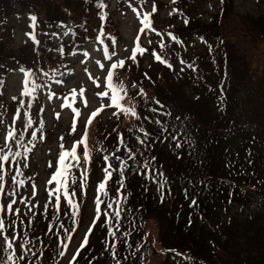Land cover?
Returning <instances> with one entry per match:
<instances>
[{"label":"rangeland","instance_id":"374dc122","mask_svg":"<svg viewBox=\"0 0 264 264\" xmlns=\"http://www.w3.org/2000/svg\"><path fill=\"white\" fill-rule=\"evenodd\" d=\"M6 1L0 0V18ZM172 2L32 0L33 9H22L19 2L14 3V7H18H13V13L7 15V24L0 20V44H4L3 49L0 46V118L4 121L0 124V146L5 144L19 100L26 103L16 127L23 129L25 111L33 119L32 128L23 130V143L32 149L26 154L27 159L24 149H17L11 142L13 151L22 153L18 158L22 175L15 172V166L12 170L6 166L5 191L17 190V185L11 182L14 175L25 183L18 188L15 197L0 194V204L5 208L0 217L6 225L15 221L4 235H15L14 249L18 254L22 251L19 245L25 240L29 243L24 251L29 248L32 251L28 252L26 260L9 264H195L185 249H195L212 264H255L258 246L263 241L256 237L262 231L259 225L264 230L261 225L264 220V207H261L264 193L261 192L264 190L260 188L264 186V0H191L188 18L184 12L174 13ZM132 8H136L141 17L150 13L151 27L156 30H145L138 43L142 25ZM32 16L37 18L34 28L30 27ZM191 17L204 19L202 33L212 40L221 37L219 44L228 48L231 62L225 63L227 71L220 77L228 94L223 95L219 90L212 95L201 90L196 92L207 86L208 79L216 80L218 73L206 59L200 60L204 69L200 73L202 78L197 84L191 81L190 75L199 73L193 66L191 47L207 58L205 50L202 51L203 43L192 44L194 28L181 25L188 23ZM175 23L182 34H189L182 59L175 55L184 52L183 49L170 48L176 44L171 36H177L170 29ZM163 29L171 36L156 34ZM170 41L172 46L168 44ZM106 47L109 53L115 51L113 61L126 60L124 68L115 70L114 81H122L128 89V96L119 103L135 108L137 115L120 112L114 116L116 108H105L88 124L91 114L102 104L109 103L106 97L97 96L98 92L106 91L103 85L111 64L105 59ZM134 47L148 50L142 55L137 51L136 62L127 59ZM153 53L172 67L157 61ZM185 59L191 69L181 63ZM97 61L104 64L105 69H101ZM232 66L237 69L232 71ZM21 68L32 71L35 75L31 79L40 85L31 108L27 107L29 97L21 95L25 86ZM145 73L150 79L145 78ZM133 82L137 84L135 89L131 88ZM46 84L64 94L65 100L62 101L61 96L50 101ZM81 88L84 95H77L73 101V90L79 93ZM140 88L146 95H136ZM14 96L18 97L16 101L12 99ZM67 106L73 107V114ZM176 108L184 120L177 122L169 118L166 110L177 112ZM199 108L206 117L204 125L196 118ZM74 120L76 131L72 132ZM86 124V143L92 162L81 191L79 176L85 166L81 145L78 148L80 165L72 169L76 183L69 188L76 192L72 198L78 206L74 222L73 210L63 196L57 211L55 196L49 195L56 185L55 182L48 184V180L56 170L60 145L70 150L74 141L81 140ZM220 126H224L223 129ZM38 129V139L28 144L31 131ZM40 135L43 140L39 139ZM121 135L123 145L118 141ZM117 147L121 149L119 152H115ZM129 150L134 159H128ZM114 152L128 164L124 169V210L118 223L111 215L105 218L103 213L108 210L107 203L116 197L119 172H113L108 195L100 196L105 203L100 204L99 213L96 211V189L104 179L102 157H112ZM111 163L118 166L114 157ZM211 172L219 176L217 183L221 186L223 182L230 193L231 184L237 183L235 195L241 204L235 203L236 200L227 204L226 195L222 198L224 203L214 201L212 193L206 191L208 181L200 179V174ZM239 182H249L252 186H239ZM32 185L36 186L35 195ZM237 187L243 188L245 193ZM199 192L202 195H198ZM13 198L17 200L13 208L20 209L18 215L6 210ZM21 199L27 203L21 204ZM45 204L50 205L47 210ZM28 208H32V212H28ZM106 219H111L112 223H107ZM247 232L254 237L244 243L242 236ZM85 237V247L80 249L76 261H72ZM65 243L67 249L63 247ZM9 251L0 250V264H6ZM61 251L65 252L64 256L59 255ZM32 252L36 253L35 257Z\"/></svg>","mask_w":264,"mask_h":264},{"label":"snow or ice","instance_id":"6c2138e0","mask_svg":"<svg viewBox=\"0 0 264 264\" xmlns=\"http://www.w3.org/2000/svg\"><path fill=\"white\" fill-rule=\"evenodd\" d=\"M175 2V0H173ZM103 6V5H101ZM131 7V5H129ZM132 11L137 14V17L140 21V24L142 27L139 29V33L137 35V43L140 40V35L145 33V30H149L152 32H155L156 30L151 27L150 24V13H144L143 16L141 17L140 12L137 11L136 8H132ZM153 11H155V5H153ZM31 25L30 27H35L36 26V21L37 18L35 16H32L31 18ZM187 23V21H185ZM157 35H160V33H156ZM103 35V33H101ZM169 36L171 34L169 33ZM173 40L176 38L174 36H171ZM33 39H35L33 37ZM151 43V41H149ZM38 43V42H37ZM114 46V43H113ZM137 51L140 52L142 55L144 52L148 51L147 49L144 48H137L134 47L131 50V55L127 58L132 60L133 62H136L137 60ZM61 53H63V49H61ZM87 55V53H85ZM116 55L115 51H112L109 53L108 48H105V59L111 61L110 67L107 68V75L105 77V84L103 87L106 88V91L103 92H98L97 96L101 98H107L109 103L107 104H102L99 109L94 111L91 114V117L89 118L88 124L91 123V118L95 117L100 111H103L105 108H116L117 111L113 112L114 116H117L118 113L122 112L124 114L130 113L133 116H136V110L135 108H127L123 107L120 101H123L125 97L128 96V89L125 87L123 82H115L114 81V72L116 69L124 68L126 65V60L121 59L118 62L113 61V57ZM154 58L159 61L160 63L165 64L167 67L171 68L172 65L168 64L166 60H164L161 56L155 55L153 53ZM183 64L184 61H181ZM97 64L101 69H105V65L101 64L99 61H97ZM191 67V66H190ZM183 71V69H181ZM20 71L24 73V90L21 93L22 96L24 97H29V100L27 101V107L31 108L32 106V101L35 99L34 93L36 90L40 87L39 84L35 83L34 80L31 78L35 75L32 71L26 70L25 68H21ZM87 71V70H86ZM193 71H195V68H193ZM45 76L48 75V73H44ZM55 75V73H53ZM145 78L150 79L148 77L147 73L144 74ZM90 79H92L91 76H89ZM62 81H56V83H61ZM29 84L31 87H29ZM96 87H101L100 84H96ZM137 87V84L135 82L131 83V88L135 89ZM111 93V95H109ZM54 95V94H53ZM77 95L83 96L84 95V89L81 88L79 93H76V90H73V101L76 100ZM136 95L139 96H144L146 95L144 93V89L140 88L139 91L136 93ZM14 101L18 99V97H13L12 98ZM49 99H51V95L49 96ZM25 101L24 100H19V106L16 108L15 112L13 113V119H12V124L10 125L7 134L5 136V144L3 146H0V194L9 196V197H15L18 194V188L22 186L25 182L24 180H17V177L14 175L11 177V182L15 185H17V190H14L12 192H6L5 191V176L7 175L6 171V166L8 170H12L13 166H15L14 170L18 175H22L20 172V160L18 159L21 157L22 153L19 150L13 151L12 149V143H15V147L17 149L23 148L24 149V154H25V159H27V153H29L32 149L25 146L23 143V130L24 129H31L33 125V119L32 116L25 111L24 112V117H25V122L23 124V129L17 128L16 127V122L17 120H20V113L21 109L25 108ZM157 104H159V101H156ZM85 106H87V101H85ZM2 107V105H0ZM160 107H163V105H160ZM40 111H43V109H40ZM77 114L78 113V110ZM153 112L157 111L156 109H152ZM57 118H59V113L56 114ZM179 119V117H177ZM4 121L0 119V124H3ZM156 123H160V121H156ZM88 124L85 125V132L84 135L82 136L81 140L79 141H74L72 147L70 150H65L64 145H60V152H59V157L56 165V170L55 172L51 175V178L48 180V184H52L55 182L56 187L49 192L50 196H55V206L57 211L60 210V205H61V196H63L64 200L66 201L67 205L69 206L70 209H72V216H73V221L75 222V216H76V210H78V206L74 203L73 199L76 196L75 191H69L70 185L76 183V178L72 176V169L77 168L80 165V161L78 158V148L83 145V157H84V162L85 166L81 170L80 176H79V181H80V189L83 191L84 185L88 180V165L91 164L92 162V156L90 154V151L87 147L86 139H87V132H88ZM38 130H33L31 131V139L28 141V144H32L33 141L38 139L37 132ZM76 131V123L75 120L73 121L72 125V132ZM143 132L144 130L141 129ZM19 133V135H18ZM144 135L147 136L148 133L144 132ZM175 138V137H173ZM40 140H43L44 137L43 135L39 136ZM63 140V137L60 138ZM139 140V138H137ZM119 144L123 145L124 144V139L123 136L118 137ZM140 143H144L143 140L139 141ZM35 145H33L34 147ZM179 146V145H177ZM7 149V151H5ZM121 149L117 147L115 149V152H119ZM115 152L112 154V157H114L118 161V166H114L111 163V158L109 155H104L102 157L104 161V167H103V173H104V179L103 181L98 183L97 186V196H96V211L97 213L100 212V204L105 203L100 196L103 194L104 196L108 195V182L112 179L113 177V172H119L120 173V179L116 182L118 187L115 189L116 191V197L113 198V202L107 203V209L111 210L110 212L108 210L104 211L103 216L105 218H108L109 215L115 218L116 222L118 223L120 221L121 214L123 212V204L122 200L125 199L123 195V188H124V169L128 167L127 161L122 159L120 156H116ZM128 159H134L133 154H131V151L129 150V157ZM24 167H28L27 164H24ZM49 167H52L51 164H49ZM33 187V195H35V185H32ZM161 188H163V185H161ZM21 204H26L27 202L21 199L19 201ZM17 203V200L15 198L11 199L10 202L6 206L7 213L13 214V215H18L20 213V209L16 208L14 209L13 206ZM193 204H195V201H193ZM115 205V207H114ZM35 205H33L34 207ZM50 207L49 204H45L44 208L47 210ZM5 208L2 204H0V212H4ZM28 212H32V208H28ZM66 214V213H65ZM107 223H112L111 219H106ZM21 223H24V221H21ZM29 225L32 224V221L27 222ZM15 225V221H12L11 224H7L5 220L0 217V250L3 251H9V255L7 256V261L6 264H9V262H14L16 260H26L28 252H31L32 250L29 248L26 251H24L25 245L29 243V241L25 240L23 244L19 245L21 251V254H18L17 251L14 249V243H15V235L9 237L5 236L4 233L5 231ZM118 230V229H117ZM91 231V229H89ZM115 235V233H112ZM72 237L71 235L68 236V239L70 240ZM87 243V237H85L84 241L79 245V247L76 250V253L72 257V261H76L77 257L80 255V249H83L85 247V244ZM65 249L68 248V244L65 243L63 245ZM32 255L35 257L36 253L32 252ZM60 256H64L65 252L61 251L59 253ZM115 258V256L113 257ZM72 264V262H70Z\"/></svg>","mask_w":264,"mask_h":264},{"label":"trees","instance_id":"16d2710c","mask_svg":"<svg viewBox=\"0 0 264 264\" xmlns=\"http://www.w3.org/2000/svg\"><path fill=\"white\" fill-rule=\"evenodd\" d=\"M189 10H190V6L188 5L187 7H185V13L189 12ZM178 16H179V14H178ZM181 25L184 26V27H192L194 29H196V28L198 29V28L203 27L204 26V23L199 18L191 17L189 19V22L188 23H186V24H182L181 23ZM170 29H172L174 31V34L177 36L176 37V44L173 47H170V48L173 51H181L183 49L184 52H182L181 54H179L181 56V59H182V57H184V55H185V51H187V47L188 46H187V43H186V39L189 36V34L188 33L185 34V35L182 34L179 31V27H177V24H174L173 26H171ZM158 33H162V34H164V36L169 37V35H166L164 29H163V31L162 30H158ZM220 40H221V37H220ZM168 44L170 46H172V42L171 41ZM192 62H193L194 65L196 64L197 58L195 56L192 57ZM184 63L187 66L190 67V64H189V61L188 60L185 59L184 60ZM199 69L201 70V67ZM169 99H170V95L167 96V100H169ZM196 118L198 119L199 122H201V124L203 123L202 125L206 124V122L204 121V119H206V117H204V115L202 114L200 108L198 109V112L196 114ZM223 127L224 126H220L221 129H223ZM259 165L261 166L263 164H259ZM200 175L202 176V177H200L201 180L204 179V181H208V182H206L208 184L206 191L212 193V196L214 197V201L216 203H222V202L224 203L225 201L222 200V198L226 195V199L225 200H226V203L227 204H230L232 202V200H236L235 203L241 204L239 202V200L237 202V199L238 198L235 195V190H236L235 188L237 186V183L231 184L233 187H232V193H230L227 190V188L223 185V182H221V184H222L221 186L217 183V181H220V180H219V176L216 173L211 172V173H208V174L205 173V174H200ZM201 182H203V181H201ZM247 184H248V186H252V183H249V182H245V183L239 182L238 183L239 186H244V185H247ZM254 185L256 186V184H254ZM260 188H262L264 190V186H260ZM237 189H240L241 190V193H245V191H244L243 188L237 187ZM261 193H264V192H261ZM197 194L198 195H202L201 192H199ZM263 214H264V212H263ZM261 225H264V220L261 223ZM259 228H261L262 231L259 232V234H258L259 236L256 235V237H258L260 239V241H262V240L263 241H262V243H260L261 248H260V246H258L260 248V250L257 252L258 255L254 259L255 264H262L264 262V230H263L262 226H260V225H259ZM244 235L245 236H242L243 237L242 241L244 243H249V240L247 238L254 237V236H252V234H249V232H247V234L245 233ZM260 241H258V242H260ZM217 248H219V247H217ZM261 261H263V262H261ZM257 262H261V263H257ZM206 264H212V263L206 261Z\"/></svg>","mask_w":264,"mask_h":264}]
</instances>
